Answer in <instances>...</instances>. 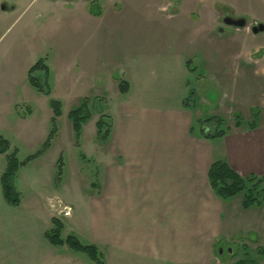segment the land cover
Masks as SVG:
<instances>
[{
    "label": "rangeland",
    "instance_id": "rangeland-1",
    "mask_svg": "<svg viewBox=\"0 0 264 264\" xmlns=\"http://www.w3.org/2000/svg\"><path fill=\"white\" fill-rule=\"evenodd\" d=\"M90 1L70 0L65 3L63 11L47 13L40 10L41 7L39 9L32 6V10L27 9L22 15V9L18 6L7 14L6 20L0 21V138L9 142L10 149L7 153L16 152L19 162H25L27 158L34 156L18 169L15 188L19 195L21 193L22 196H27L31 187L38 193L43 191L52 194L64 185L69 213H76L81 218L77 222L76 233L68 230L61 238L73 236L82 245L98 241V245H94L106 264V248L100 244L104 241L102 238L106 232V221L101 219V212H97L99 209L94 204L91 207L90 203L92 183L100 182L95 174V156L90 149L94 144H104L97 140L94 124L102 111L106 110V101L115 99L116 83L124 81L126 77L132 81L138 80L137 70L138 74L140 68L146 71V56L154 54L152 47L156 43L152 37L157 36L158 42L161 36L173 32L170 25L180 24L183 27L185 24L184 34L190 40L187 53H192L187 59L190 94H194L192 99L196 96L202 98L200 102L195 99V106L202 113V121L221 119V129L225 130V134L234 130L236 123H239L241 129L250 128L259 113L264 115V32L257 35L251 32V25H264V0H104L100 12L90 6ZM177 2L183 6L181 5L176 18H169L168 15L173 13ZM185 7L193 12L187 11ZM112 8L113 13H103ZM204 13L206 18L203 17ZM226 13L232 18H246L248 24L238 30L225 28L221 18ZM88 14L98 15L99 18H89ZM210 18H213L217 29H221L219 34L236 38V41L226 40L223 35L220 39L216 37L215 31L212 36ZM240 49L242 59H239ZM59 55L64 56L65 61L62 57L60 60ZM211 57L213 61L210 60ZM95 59L97 71L93 70V85L85 86L88 81L85 72L88 69L90 71L91 60ZM40 60L51 69V78L47 80V84L51 87L52 99L56 95L55 99L59 101V97L63 95V90L55 81L65 73L66 91L68 90L69 95L72 92L73 96L79 97L89 90L97 95L90 102L92 120L81 130L78 146L76 140L74 146L69 144L74 133L67 116L73 109V104L65 100L63 104L59 101L61 115L55 122L56 134L48 149L44 152L42 150L46 136L52 129L48 102L51 98L38 95L27 79L28 70ZM217 61L223 63L221 70L225 71V76L219 73L220 75L213 77L218 69L215 66ZM63 63H66L65 68H62ZM235 65L237 72L233 68ZM80 74L83 76L81 86L76 80V76ZM34 76L38 82H44L42 70L36 71ZM146 76L142 78L145 81L141 82L146 84L145 89L156 87L155 84L162 80L159 73L150 71ZM222 79L224 82L221 86L225 89L226 101L222 99L221 92L215 90L219 85L217 80ZM34 97L38 99L35 100ZM30 112L32 115L29 117ZM105 115L112 121L111 116ZM211 123L213 122L205 123L210 131L214 126ZM5 156L6 154H0V176L5 168ZM60 158L62 169L58 177ZM260 190L263 205L259 212L263 214L264 181L259 186ZM80 193L82 200L78 198ZM241 196L227 201L232 211L240 204ZM90 214L99 215L100 221L94 223L99 230L96 235L90 230V224H93L90 218L88 221ZM262 216V226L255 235L244 236L243 233H238L231 237L232 231L228 230L225 237L228 242L224 240L215 253L220 264H239L240 261L264 264ZM236 224L239 225L237 221ZM62 247L60 252L66 264H97L83 253L74 252L65 245Z\"/></svg>",
    "mask_w": 264,
    "mask_h": 264
},
{
    "label": "crops",
    "instance_id": "crops-1",
    "mask_svg": "<svg viewBox=\"0 0 264 264\" xmlns=\"http://www.w3.org/2000/svg\"><path fill=\"white\" fill-rule=\"evenodd\" d=\"M16 3L22 9L21 15L33 7H41L40 10L47 13L63 11L66 6V2L60 0H17ZM181 5H174L169 18L177 17ZM103 13H113V8ZM6 17V14H0V21ZM87 17L99 18L93 14ZM210 19L212 36L215 31L217 35L214 36L221 39L223 35L226 39L224 34L218 33L213 18ZM172 25L173 32L161 36L158 42L157 36L152 37L156 43L152 47L154 54L146 56V71L140 68L138 74L137 70L138 80L126 77L124 82L128 88L123 94L119 92L117 82L114 101L101 97L107 100L106 110L102 113L111 116L112 126L104 144H94L90 149L95 156L96 177L100 178V182L92 183L90 203L91 207L94 204L99 209L101 219L106 221L104 241L100 243L106 248V264H220L215 253L228 230L232 231L231 237L238 233L250 236L257 234L262 226L261 205L242 209L241 196L240 204L232 211L228 200L214 194L207 175L212 163L224 161L242 177L264 178V115L259 113L253 128L236 127L220 138H204L198 127L202 113L195 106L197 96L192 99L194 94H190L187 60L192 55L187 53L190 40L184 34L185 24L183 27ZM227 39L236 41L232 37ZM61 57L65 61L64 56L59 55L60 60ZM239 59H242L241 49ZM95 61L91 60L90 71L85 72L88 77L85 86L93 85V70L97 71ZM63 65L65 68L66 63ZM222 65L220 61L215 63L218 69L213 77L219 73L225 76ZM46 68L48 80L51 69ZM233 68L237 72V66ZM150 71L159 73L162 80L155 84L156 87L145 89L142 78ZM82 79V74L76 76L79 86ZM66 80L65 73L55 81L63 90L59 97L62 104L68 100L74 108L83 99L90 105L97 98L91 90L79 97L73 96L72 92L69 95ZM217 82L219 85L215 90L220 91L226 101V92L221 86L224 81ZM48 87L49 96L35 91L44 98H51V87ZM31 115L30 112L29 117ZM74 140L70 138V146L75 145ZM65 194L64 185L52 194L38 193L31 187L27 196L20 193L19 205L12 207L4 201L0 187V264H66L60 252L63 247L52 246L44 237L52 227L53 218L63 225L61 235H66L68 230L76 233L81 216L69 213ZM82 197L78 194L80 200ZM98 216L88 215V221L90 218L93 222L90 230L94 235L99 231L98 225L94 224L100 221ZM94 244L98 245V241L87 245Z\"/></svg>",
    "mask_w": 264,
    "mask_h": 264
},
{
    "label": "trees",
    "instance_id": "trees-1",
    "mask_svg": "<svg viewBox=\"0 0 264 264\" xmlns=\"http://www.w3.org/2000/svg\"><path fill=\"white\" fill-rule=\"evenodd\" d=\"M42 70L44 72V82H38L34 73L36 71ZM27 79L29 85L34 88L37 92L49 96L50 89L47 85V68L45 64L40 60L36 62L27 73ZM119 92L125 93L127 91V83L120 81L118 84ZM89 102L87 99H83L78 106L71 109L68 113V120L71 123L72 131L74 133V139L76 140V146H78V140L82 130V125H84L91 118V113L89 111ZM50 108L52 109V118L51 125L52 129L50 130L43 146L42 150L48 149L50 146V141L54 138L56 134L55 122L58 117L61 115V103L58 100L50 99L49 100ZM213 122V130L210 131L208 126H205V123ZM199 129L204 138L215 139L220 138L225 135V130L221 129L222 120L219 118L207 119L199 122ZM112 126L111 119L105 114H100L99 118L95 122V133L97 140L103 142L109 136L110 129ZM236 127H239V123L235 124ZM250 128H253V124L250 125ZM10 149L9 142L0 138V154H6L5 156V168L0 176V187L2 191V196L4 201L12 207H16L20 203V195L15 188V179L18 172V169L21 165L25 164L27 161H31L34 156L27 158L25 162H19L16 158V152L8 154L7 152ZM62 162L61 158L58 160V177L61 175ZM208 182L210 188L214 194L222 199L229 200L238 195H242L241 206L242 209H249L255 205H262L261 201V190L259 191V186L264 181V178H258L253 175L247 177H242L235 171H233L229 165L224 161H216L212 163L208 171ZM62 223L57 219H52L51 229L45 233V239L48 243L55 247L67 246L70 250L83 253L89 257V259L97 264H104L101 259L100 253L97 251V248L92 245H82L76 238L73 236H68L65 239L61 238ZM239 264H255L251 262L240 261Z\"/></svg>",
    "mask_w": 264,
    "mask_h": 264
},
{
    "label": "flooded vegetation",
    "instance_id": "flooded-vegetation-1",
    "mask_svg": "<svg viewBox=\"0 0 264 264\" xmlns=\"http://www.w3.org/2000/svg\"><path fill=\"white\" fill-rule=\"evenodd\" d=\"M17 0H0V14H9V13H12L14 10H16V8L18 7L17 6V3H16ZM60 1H65V2H70V0H60ZM104 2V0H91L90 1V6L91 7H94L95 10L98 9L97 12H100V10L102 9L101 5L102 3ZM87 4V5H89ZM178 4V2H177ZM226 18H231V19H234V20H237V19H244L246 24L245 26L248 24L246 18H243V17H240V18H232L231 16H229V14H225L222 18H221V22L222 24L224 25V27L226 28H234V29H242V28H237V27H234V26H227L225 23H224V19ZM262 24V23H261ZM254 25V24H253ZM251 25V27L253 26ZM244 26V27H245ZM218 31H221V29L219 28ZM224 31V30H223ZM253 34V33H252Z\"/></svg>",
    "mask_w": 264,
    "mask_h": 264
},
{
    "label": "water",
    "instance_id": "water-1",
    "mask_svg": "<svg viewBox=\"0 0 264 264\" xmlns=\"http://www.w3.org/2000/svg\"><path fill=\"white\" fill-rule=\"evenodd\" d=\"M224 23L227 25V26H234V27H237V28H242L245 26L246 22L244 19H237V20H234V19H231V18H226L224 19ZM251 32L254 34V35H257L259 33H262L264 32V25L261 24V23H257V24H254L252 27H251ZM219 254H222V252L219 250Z\"/></svg>",
    "mask_w": 264,
    "mask_h": 264
},
{
    "label": "bare ground",
    "instance_id": "bare-ground-1",
    "mask_svg": "<svg viewBox=\"0 0 264 264\" xmlns=\"http://www.w3.org/2000/svg\"><path fill=\"white\" fill-rule=\"evenodd\" d=\"M67 214V213H66Z\"/></svg>",
    "mask_w": 264,
    "mask_h": 264
}]
</instances>
